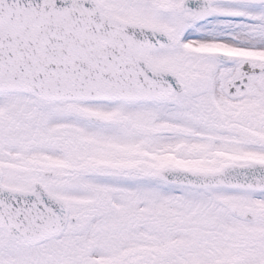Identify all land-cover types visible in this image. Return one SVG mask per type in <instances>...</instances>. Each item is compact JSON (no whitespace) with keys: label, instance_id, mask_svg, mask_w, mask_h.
Instances as JSON below:
<instances>
[{"label":"snow or ice","instance_id":"obj_1","mask_svg":"<svg viewBox=\"0 0 264 264\" xmlns=\"http://www.w3.org/2000/svg\"><path fill=\"white\" fill-rule=\"evenodd\" d=\"M0 264H264V0H0Z\"/></svg>","mask_w":264,"mask_h":264}]
</instances>
